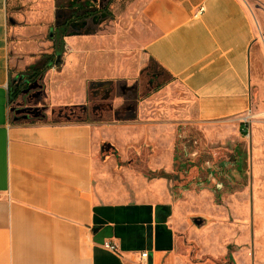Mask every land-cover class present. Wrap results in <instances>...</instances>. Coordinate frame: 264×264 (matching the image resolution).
<instances>
[{
  "label": "crops",
  "instance_id": "crops-1",
  "mask_svg": "<svg viewBox=\"0 0 264 264\" xmlns=\"http://www.w3.org/2000/svg\"><path fill=\"white\" fill-rule=\"evenodd\" d=\"M59 1L0 0V264H139L142 252L148 264H186L181 236L201 231L191 225L186 200L174 202L183 182L172 181L176 122L147 102L125 108L126 119L135 111L140 119L120 121L123 90L152 60L186 93L185 125L200 130L208 146L236 144L245 117L264 112L257 77L264 16L250 7L255 0H138L131 31L87 33L91 23L72 24L61 67L10 103L13 81L57 50L59 27L72 14ZM129 32L139 40L130 41ZM98 98L112 100L114 121H101L91 105ZM46 104L51 111L87 107L94 118L47 121L36 111ZM241 207L251 213L239 217L233 241L240 245L242 233L252 247L236 252H264V216L252 211L264 202ZM224 238L197 257H222Z\"/></svg>",
  "mask_w": 264,
  "mask_h": 264
},
{
  "label": "rangeland",
  "instance_id": "rangeland-1",
  "mask_svg": "<svg viewBox=\"0 0 264 264\" xmlns=\"http://www.w3.org/2000/svg\"><path fill=\"white\" fill-rule=\"evenodd\" d=\"M137 1L60 0L59 3L64 5L68 15L73 12L76 15L91 14V17L79 22L91 23L92 28L87 29V33L107 28L110 31L118 32L114 35H119L122 31H131L135 27L133 20L137 17ZM250 7L253 12L261 11L264 16V0L251 1ZM95 26L98 28L94 29ZM129 34L130 38L127 37L130 41L133 39L136 42L140 38L138 33L129 32ZM260 35L261 38L264 35V26L260 30ZM133 51L137 52L136 48ZM55 52L56 50L53 53L55 54ZM257 77L264 84V66L262 70L257 71ZM18 81L19 79L16 78L12 85H17ZM118 95L119 91L115 89L114 97H119ZM122 100L124 106L121 113L119 115L117 113L120 121H123V118L129 121L140 119V114L136 111L126 119L125 108L129 105L135 106L147 102V104L162 107V120L176 122L175 162L176 172H179L177 176L174 175L173 180V174L161 179H169L175 183L179 178L183 180L174 193V202L186 200V204L192 207L190 210H192L195 220L191 219V225L194 230L195 226L200 223V227L196 226L201 231L200 233L187 230L181 236L183 243H186L184 244L185 249L182 248L185 263L264 264V252H236L237 249L244 250L252 247L247 236L242 233L237 235L241 240L240 245L234 244L233 241V229L236 224L241 223L238 221L239 217H248L251 213L249 208H242V204L264 202V112L258 108L257 112L249 113L245 117L241 138L236 144L226 147L208 146L200 130L194 126L185 125L186 120L189 119L187 118L188 113L186 115L182 113V105L186 101L189 102L186 93L181 87L175 85V80L152 60L142 66L135 80L123 90ZM24 103L31 108L35 105L30 103L27 97L24 98ZM91 105L102 118V122L116 119L112 111V100L103 101L98 98ZM66 110L51 111L46 104L40 106L36 111L47 121L62 119L77 121L90 117H88L87 107L79 111ZM193 115L194 113L192 117ZM184 116L185 118H182ZM161 172V175L163 172L166 173L164 170ZM186 188L188 189L186 190ZM252 211L257 213L253 216H264V207ZM216 236L225 237L223 256L198 258V252L208 251L212 248L218 249V246H215L217 244ZM188 238L193 240L188 242ZM212 239H215L213 243L210 242ZM260 243L264 244V242Z\"/></svg>",
  "mask_w": 264,
  "mask_h": 264
},
{
  "label": "trees",
  "instance_id": "trees-1",
  "mask_svg": "<svg viewBox=\"0 0 264 264\" xmlns=\"http://www.w3.org/2000/svg\"><path fill=\"white\" fill-rule=\"evenodd\" d=\"M91 17V14H85V15H76L74 12L62 23V25L59 27V38H58V47L55 54L52 55H44L42 57V61L32 68H30L23 77L22 81H18L17 85L11 86L10 88V103H13L18 99L20 94L27 89V86L30 83H33L36 81L39 77H41L44 73L48 72L49 70L53 68H60L61 62L59 61V54L62 56L63 51V38L68 36L69 29L72 24L76 22H81ZM70 109H67L68 111ZM79 111V109H74V111ZM239 163V161H237ZM235 164V163H234ZM179 172V171H178ZM178 186H176L177 188ZM188 188H186L187 190Z\"/></svg>",
  "mask_w": 264,
  "mask_h": 264
},
{
  "label": "built area",
  "instance_id": "built-area-1",
  "mask_svg": "<svg viewBox=\"0 0 264 264\" xmlns=\"http://www.w3.org/2000/svg\"><path fill=\"white\" fill-rule=\"evenodd\" d=\"M205 11L204 7H201L195 14V17H199L203 14ZM57 69V68H53ZM104 248L113 252V253H119V248L115 244L112 243H105ZM149 254L147 252H142L139 254V264H148Z\"/></svg>",
  "mask_w": 264,
  "mask_h": 264
},
{
  "label": "water",
  "instance_id": "water-1",
  "mask_svg": "<svg viewBox=\"0 0 264 264\" xmlns=\"http://www.w3.org/2000/svg\"><path fill=\"white\" fill-rule=\"evenodd\" d=\"M62 51H64V48H62ZM61 57V55L59 54V58ZM112 149V146L109 145V144H106L104 147H103V150L106 151V152H110V150ZM197 222V221H196ZM198 223V222H197Z\"/></svg>",
  "mask_w": 264,
  "mask_h": 264
},
{
  "label": "flooded vegetation",
  "instance_id": "flooded-vegetation-1",
  "mask_svg": "<svg viewBox=\"0 0 264 264\" xmlns=\"http://www.w3.org/2000/svg\"><path fill=\"white\" fill-rule=\"evenodd\" d=\"M210 169V168H209Z\"/></svg>",
  "mask_w": 264,
  "mask_h": 264
}]
</instances>
